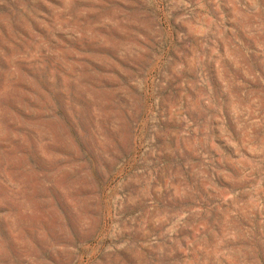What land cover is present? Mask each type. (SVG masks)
<instances>
[{
    "label": "rangeland",
    "instance_id": "1",
    "mask_svg": "<svg viewBox=\"0 0 264 264\" xmlns=\"http://www.w3.org/2000/svg\"><path fill=\"white\" fill-rule=\"evenodd\" d=\"M0 264H264V0H0Z\"/></svg>",
    "mask_w": 264,
    "mask_h": 264
}]
</instances>
